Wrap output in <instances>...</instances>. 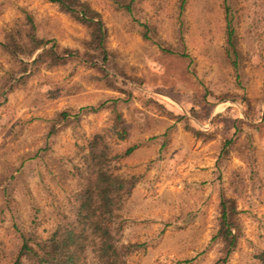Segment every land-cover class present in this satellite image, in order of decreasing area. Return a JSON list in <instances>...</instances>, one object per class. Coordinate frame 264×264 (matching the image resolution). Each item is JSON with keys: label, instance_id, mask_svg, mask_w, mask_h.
<instances>
[{"label": "rangeland", "instance_id": "1", "mask_svg": "<svg viewBox=\"0 0 264 264\" xmlns=\"http://www.w3.org/2000/svg\"><path fill=\"white\" fill-rule=\"evenodd\" d=\"M81 1L105 23L109 63L84 61L89 30L57 4L0 0V42L28 14L68 58L33 65L47 44L31 58L0 46V264L19 250L17 226L45 239L73 216L98 134L112 153L137 146L111 163L136 178L119 211L122 242L137 244L125 264H264V0H230L237 66L224 0H187L182 14L180 0H134L132 12L129 0ZM221 196L240 225L226 261Z\"/></svg>", "mask_w": 264, "mask_h": 264}, {"label": "trees", "instance_id": "2", "mask_svg": "<svg viewBox=\"0 0 264 264\" xmlns=\"http://www.w3.org/2000/svg\"><path fill=\"white\" fill-rule=\"evenodd\" d=\"M49 1L87 26L89 38L85 42L87 50L82 56L84 61L95 63L98 59L103 63H109L111 52L107 47L108 32L100 13L81 0ZM133 2L134 0H129L122 5L128 12H132ZM186 2L187 0H180V14L183 13ZM224 4L227 29L226 52L232 63L237 66L240 52L233 25L234 16L230 0H224ZM26 17L27 23L30 22L31 26L22 27L15 34L9 33L8 40L0 42V46L12 54L19 53L31 58L37 49L47 44L48 47L37 55L33 65L47 62L53 66L68 59L58 53L54 42L51 43L50 40L37 36L31 16L27 14ZM144 36L149 37L147 32ZM64 53H68L70 57L75 55V51L70 49H65ZM20 62L24 66H29L28 62L21 60ZM97 109L90 107L88 110ZM60 116L67 119L69 113L64 111ZM228 144H231V140ZM136 147L133 145L124 152L112 153L103 141V136L95 135L88 144V152L85 156L92 175L75 194L77 204L73 216L62 221L45 239L40 238L34 228L26 230L17 226L21 244L12 264H85L89 248L98 264H125V257L134 251L137 244L122 242L121 231L124 220L121 219L119 211L132 193L136 178L115 173L111 163L115 159L130 155ZM218 223L215 238L221 239L224 244L223 260L226 261L235 250L239 239L240 225L234 198L221 196Z\"/></svg>", "mask_w": 264, "mask_h": 264}]
</instances>
